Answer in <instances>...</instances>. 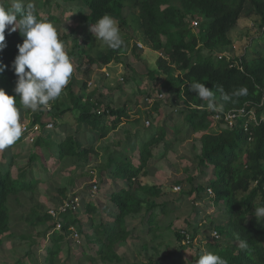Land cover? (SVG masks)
<instances>
[{
  "label": "trees",
  "instance_id": "obj_1",
  "mask_svg": "<svg viewBox=\"0 0 264 264\" xmlns=\"http://www.w3.org/2000/svg\"><path fill=\"white\" fill-rule=\"evenodd\" d=\"M61 2L78 4L79 11L76 16L85 22L83 25H78V31L87 26L90 28V25L95 24L103 15L121 19L126 2H131L138 8L142 31L152 49L160 53L156 69L150 70L149 74L152 78L164 75L161 86L175 98L171 99L172 105L175 104L171 107L172 110L177 107L179 100L183 99L186 103L180 111H184V120L190 131L200 132L199 144L194 146L198 148V153H193V156L197 159L198 175H203L205 180L202 181L195 175V177L187 176L179 182V185L188 183L187 191L181 192L179 198L182 199L185 195L193 196L192 219H189L186 227L178 230L170 221L163 225V214H167L172 208L177 209L178 204L173 197V199L169 198L170 192L164 194L162 183L153 182L150 185L140 183V177L151 174L149 167L152 164L155 149L158 143L164 142L163 129L150 126L149 120L148 126L143 124L145 128L140 131V135L135 134L134 139L126 138V142L121 144L119 150L109 149L104 155V160L99 166L100 173L112 182L119 181L120 186L119 189L112 190L110 193L108 198L110 204L103 209L105 213L95 203L85 204L81 194L72 193L70 196H64L67 200L77 196L82 209L85 204L88 226L92 228L91 233L82 226L83 219L79 218L80 209H67L65 212H60L58 216L60 228H56V216L49 214V208L58 210L54 206L63 203L62 198L57 196L50 199L53 205L49 208L41 210L40 204H35L29 207V211L23 212V220L29 228H38L41 225L45 227L35 234L40 237L38 240L46 236L49 239V243L44 247V262L60 264L58 257L62 252L65 254L64 259L70 260L75 248L81 244V241L78 242L71 235L73 227L78 232L79 239L80 234L81 240L83 237L84 247L86 248V244L92 252L91 254L83 250L85 261L91 264H97V262L122 264L123 255L118 252V248L126 245L131 237L127 218L143 213L148 221V225L144 228H147L148 233L152 235V248L157 251L158 246L163 245L160 231L169 230L178 243V247L186 244L183 241L187 239L193 241L199 234L200 240L206 238L214 242L209 245V252L218 254L227 261V264H264V220L257 221L253 214L255 208L264 206V119L262 120L264 100L262 105H258L264 93V54L252 59L245 56H231V59H227L226 56L221 57L220 54V57L218 56V52L225 50L231 43L228 32L237 24L247 2L259 16L260 29H262L264 0H61ZM0 4L11 5L10 0H0ZM36 13L39 19L45 18L38 11ZM199 17L203 22L199 23ZM192 20L198 21L196 27L198 36L192 31ZM23 40L24 37L19 30L12 33L5 30L6 47L0 51V64L6 67L3 74H0V88L9 95H15L17 76L12 62L18 54L17 45L22 44ZM88 41L89 47L84 49ZM94 41L95 37L92 33L83 39H74L75 43L69 53L79 62L76 70L85 74V78L78 80L77 85L80 88L77 91L74 90L76 77L72 76V80L63 90L64 98L60 97L61 99L58 98L51 103L50 108H41L31 114L29 121L31 124L38 123L40 129L30 136L33 137L31 145L34 151L29 154L27 161L29 165L18 167L16 176H13L11 169L16 162L17 154H12L8 160H5V154L1 151L0 246L6 235L9 232L13 233L11 231L12 203H19L20 196L23 194L28 198L27 202H31L33 196L30 194L35 195L36 189L45 183L42 176L34 175L32 172L33 163L39 159V156L43 155L46 160L54 159V163L59 165L60 170L65 167L62 164L68 162L69 165L66 166H70L71 171H74L80 169V162L88 164L90 156L96 158L97 149L103 148L98 146L96 149L93 145L86 147L82 141L71 134L59 141L56 140L57 134L45 128L43 120L45 115L50 116L56 124L57 119L65 113L73 112L77 126L89 133H95L97 140L105 139L109 132L119 127L124 118H129L131 109L128 99L118 104L108 94V90L96 93L97 76L92 82L90 88L92 91L88 87L90 92H85L87 81L92 78L93 64L101 67L112 60L122 62L123 55L126 53L125 46L118 50L107 47L94 49L92 48ZM203 48L206 49V54L203 53ZM84 57L87 58L85 65ZM235 60L238 65L230 66V63ZM97 72L100 81L110 78L102 71ZM128 75L123 73V80L117 81V86L123 84L125 79L128 82L130 79ZM195 82L205 83V86L214 92L216 101L222 105L223 111L240 107L244 102H248L249 107L252 105L258 114L259 122L251 127V133L244 130V120H238L232 129L226 126L221 131H216L210 117L215 111L207 109L206 103L189 90V84ZM241 87L247 88V95L233 96L229 101L222 100L221 88L225 94L231 95L234 90ZM144 95L152 97L149 91L144 92ZM17 106L20 107L18 97ZM153 109L158 113V104H154ZM149 111H146L145 116L151 117ZM175 111L178 112L176 109ZM24 118H27L26 115L21 114V119ZM221 123L223 124V120ZM24 136L25 133L13 146L21 140L29 142V137ZM208 168L212 171L207 179ZM99 181L100 178L93 180L92 185L96 186L95 189H98ZM208 188L214 194L209 197L211 203L214 205L222 203L223 207L220 209L225 216L223 222L213 223L212 220L207 221L199 216L202 208V192L206 193ZM67 189L68 187L61 186L57 190L62 195ZM163 196L166 197L163 198ZM97 213L101 216L98 221L95 218ZM202 227L206 229V232H203ZM29 228L28 231L19 235L22 240L30 241L28 245L26 244L28 247L24 254L26 257L30 253L37 255V249L34 248L36 239L33 238ZM213 230L220 234V238H213ZM222 240H225L227 244L223 245ZM240 241L247 242L246 250L240 249ZM187 244L190 245L192 242ZM198 251H200L199 248ZM164 255L166 260L152 258V256L133 264H196L192 260L183 261L182 254L175 248ZM200 255L201 253L197 252L196 257ZM33 263L39 264L34 259ZM83 263L85 262L76 260L73 264ZM17 264H23V262L18 260Z\"/></svg>",
  "mask_w": 264,
  "mask_h": 264
},
{
  "label": "rangeland",
  "instance_id": "obj_2",
  "mask_svg": "<svg viewBox=\"0 0 264 264\" xmlns=\"http://www.w3.org/2000/svg\"><path fill=\"white\" fill-rule=\"evenodd\" d=\"M12 2L13 0H10V3ZM23 2L25 6H27L28 3H33L35 5V10L44 15L45 18L43 19L51 22L56 28L60 27V30L65 33L70 31L67 36V40L60 39L64 43L67 51H71L72 49V42L70 38L77 36L82 39L84 38L85 28H83V34L77 35L78 25H83L85 23L83 20H80L78 16H76V13L79 11L77 6L78 4L64 3L61 2V0H23ZM139 16L138 8L133 3L126 2L122 9L121 19L116 18L121 29L122 38L125 41L124 46L126 47V53L123 55L122 62L112 60L108 63L107 66L111 70V77L109 79H101L100 81L96 64L91 66V81H94L96 76L98 77L96 93L101 90H108V94H110L114 102H117L118 104H121L128 99L129 107L131 109L129 111V118H124L119 127L109 132L105 139L97 140L95 133H89L77 126L73 112L65 113L57 119L56 124H54L55 121L51 119L50 116L45 115L43 117V120H50V122L54 124L52 129L49 131L57 134V137L55 138L56 140L59 141L66 135L71 134L82 141L86 147L93 145L95 148L98 146H102L103 148H96L98 150V155L96 156L92 154V156H96V158L90 156L91 159L88 164L80 162V169L74 171H71L70 166H66L69 165L68 162H64L62 165L65 167L60 170L59 165L54 163V159L49 158L46 160L42 155L39 156V159L35 160L32 166V172L34 175L42 176V178L45 179V183L41 184L40 187L36 189L35 195L30 194L33 196L31 202H27L28 198L25 194H23L20 196L19 203H12L11 231L14 234L9 232L6 235L7 237L4 239L3 244L0 246V264H17L18 260H21L23 264H34L33 259L36 263L47 264L44 262V247L49 243V239L46 236L44 239L38 240L40 237L35 235L40 231L39 229L43 230L45 227L41 225L38 228L36 227L37 229L32 227L29 228L22 217L24 215L23 212L29 211V207L35 204H40L39 208L43 210L45 208H49L50 205H53V203L50 202V199L57 196L62 198L64 203L67 200L64 199V196H70L72 193H76L82 195L85 204L87 202L95 203L101 211L107 208V204H110V201L108 200L110 193L112 190L119 189L120 186L118 183L105 178L103 174L100 173L99 166L102 164V160H104L105 157L104 155L109 151V149L119 150L121 148V144L126 142V138L130 137L131 139H134L135 134L137 136L140 135V131L145 128L143 127L145 119L150 120V126L152 125L154 128L163 129L164 142L158 143V146L155 149V155L152 160V164L149 167L151 174L144 177L142 176L143 178L140 180V183H144L146 185H150L152 182L162 183L164 194L166 192H170L171 196L167 195V197H173L174 199H172L178 204L177 209L173 210L172 208L167 214H163V225L168 224L170 221L173 223L174 228L180 230L185 228L187 222L192 219L193 203L191 202L193 196L191 197V195H185L182 199L179 198L181 192L184 193V191H187L188 183H181L180 189H177V187H179V182L187 178V176L195 177L196 175L200 180H205L203 175H198L197 159L193 156V153H198V148L194 146L199 144L200 132L193 133L190 131L189 126L186 125L184 120V111H180L186 106L183 99L179 100V105H176L178 112L174 110L175 108H173L175 112L171 109V107H174L175 105H172L173 102L171 99L175 98L172 93L169 94L161 86L164 75H159L155 78L150 76V70H155L157 67V59L159 58L160 53L152 49L151 44L147 41V38L140 26L141 20ZM50 17H52L51 20ZM55 18L57 20H55ZM198 21L199 23L203 22L200 17L198 18ZM192 28L193 33L198 36L197 28ZM87 34L90 35L91 33L87 30ZM228 36L230 37L231 43L225 50L218 52V56L219 54L226 56V58L227 56H245L248 59H252L264 54V25L262 26V29H260V18L249 2L245 4L237 24L228 32ZM138 41H142L144 43V49H136L135 44ZM89 44L90 42L88 41L87 48L89 47ZM92 48L105 49L106 46L102 45V42L95 40ZM202 51L206 54V49L203 48ZM71 59L74 65V72L72 76L76 77L74 90L77 91V89L80 88V86L77 85L78 80L85 78V74L82 71L76 70V66L79 65L78 60L76 58ZM84 60L85 65L87 58L84 57ZM104 67L106 66H102V68ZM121 71L125 74H129L128 78L130 79L128 82L125 79L123 84H118L119 86H117V81L121 82L122 79L120 76ZM175 72L178 73V71ZM71 80L72 79H70V81ZM89 81L90 79L88 82ZM88 84L91 83L89 82ZM90 86L87 87L91 88ZM88 90L89 89H85V92L87 91L86 93H88L92 91V89H90V91ZM147 91H149V94H152V98H156V96L159 95L158 93H161L163 97H158L160 98L159 100H156L153 103H148L145 100L146 95H144V92ZM60 97H65V91L62 92ZM154 104H158V113H156L153 109ZM232 109L233 108L228 109L225 113ZM146 111H149L151 117L145 116ZM20 112L22 116L26 115L27 118H25V121L31 118V114L33 113L31 110L23 109L22 107ZM107 121L108 120H106V122ZM212 124L216 131H221V129L224 128L221 122L212 120ZM156 131L161 132L160 130ZM32 151H34V148L31 145L30 139L29 142L21 140L16 146H11L10 148L2 151V153L5 154V160H8L12 154H17L16 162L11 169L13 176H16L18 167H27V165H29L27 161L29 154ZM168 155L169 158H167ZM211 171L212 170L210 168L207 169V179L210 177ZM99 178L100 181L98 189H96L95 193H92V182L95 179L99 180ZM102 181L104 182L102 183ZM166 184H169V186H166ZM61 186L68 187L65 194L62 195H60L57 190ZM205 194L206 193L202 192V208L199 211V216L207 221L208 219L212 220L213 223L223 222L225 220V216L220 209V207H223L222 203L219 202V204L216 205L212 204ZM164 197L166 196H163V198ZM204 202L208 203L206 204ZM61 204L59 206L57 204V207L54 206V208H59ZM85 204L83 209L82 206L79 205L75 210L80 209L79 218L83 219L82 226L88 233H91L92 228L88 226L89 221L87 220L88 216L85 213ZM104 211L103 213H105ZM95 218L97 221L101 218L99 213L95 215ZM58 219L59 218L57 217V221ZM127 224L128 228L131 230V237L128 239L126 245L118 248V252L123 255V260L125 262L122 264H133L137 261L146 260L152 256V258L156 257L158 259L166 260V258H164L166 257L164 254H167L169 250L174 248L175 250L178 249L179 253L182 254L183 261L187 262L192 260V262L196 263L199 258L196 257L197 252L202 254L209 252V245L214 244L212 240H206V238H204L200 242L194 241L190 245L186 243L182 245V247H178V243H176L172 233L169 230H163L160 231L162 235L160 239L162 240L163 245H159L157 251L152 248V235L148 233L147 228H144L145 225H148L146 215L140 213L138 215L128 217ZM28 228L37 243L35 244L34 242V248L37 249V255L35 256L30 253L27 256L29 258H27L24 254L28 248L26 247V244L28 245L30 241L27 239L22 240L19 236L28 231ZM202 229L204 230L203 232H206L205 228L202 227ZM196 236L199 237L200 235L197 234ZM80 241L81 244L75 248L70 260L64 259L65 254H62L63 252L60 254L58 257L60 264H73L76 260L85 262L83 264H91L89 261H85L83 250H87L91 254L92 252L86 244V248L84 247L83 237L81 240V234L78 242ZM222 241L223 245L227 244L225 240ZM198 248L201 249V251H198ZM97 264L100 263L97 262Z\"/></svg>",
  "mask_w": 264,
  "mask_h": 264
},
{
  "label": "clouds",
  "instance_id": "obj_3",
  "mask_svg": "<svg viewBox=\"0 0 264 264\" xmlns=\"http://www.w3.org/2000/svg\"><path fill=\"white\" fill-rule=\"evenodd\" d=\"M55 20L57 19L55 18ZM6 29L9 33L19 30L24 40L22 44L17 45L18 54L12 62V67L17 76L14 88L15 95H9L3 88H0V151L10 148L22 137L26 130L22 122L33 125L29 119L27 121H25V118L21 119L20 107L36 112L41 108H50L51 103L60 98L74 72L71 58H75L69 54L72 49L71 51H67L64 43L61 41L68 39L67 36L70 31L65 33L60 30V27L56 28L51 22L39 19L33 3H28L26 7L23 0H13L10 6L0 4V51L6 47ZM86 29L92 33L95 40L102 42V45L112 50H118L125 44L118 21L110 15L101 16L95 24L90 25V28L87 26L84 29V37L89 35ZM83 33V29L81 31L77 30V35ZM70 39L73 45L75 43L74 39L80 38L77 36ZM140 43L144 45L142 41ZM135 45L138 48L137 44ZM77 48L79 47L77 46ZM144 48L138 49L142 50ZM84 49H87V46H84ZM107 65L108 63L102 65L106 66L104 68L96 66L99 71L111 77V70ZM5 67V65L0 64V74H3ZM123 73V71L120 73L121 81L123 80ZM89 82L91 84H88ZM89 82L87 81V86L92 85L93 81L90 79ZM189 90L206 103L207 109L222 111V105L218 104L214 92L209 87H206L205 83H191L189 84ZM220 91L223 101H229L233 96L241 97L247 95V88L245 87L234 90L231 95L225 94L222 88ZM17 97L19 98L20 107L17 106ZM152 97L146 96V102L151 103L147 99ZM263 100L264 97H262V102ZM244 104L249 107L248 102H244L241 106ZM175 109L178 110V108ZM146 121L149 122V119L144 120L145 125L148 126L149 123L146 124ZM44 122L45 125L52 123L50 120H44ZM223 127L226 126L223 125ZM50 129L47 130L49 131ZM91 192H96V189H93V185ZM206 196H214L213 192H209V188L207 189ZM253 214L257 221L264 220V206L255 208ZM74 232L77 231L72 227V237L79 240L78 232V237L76 238L73 236ZM194 241L200 242L202 240L196 236L193 241L187 239L183 243H193ZM239 247L241 250H246L248 244L246 241H240ZM196 264H227V261L218 254L205 252L201 253Z\"/></svg>",
  "mask_w": 264,
  "mask_h": 264
},
{
  "label": "built area",
  "instance_id": "obj_4",
  "mask_svg": "<svg viewBox=\"0 0 264 264\" xmlns=\"http://www.w3.org/2000/svg\"><path fill=\"white\" fill-rule=\"evenodd\" d=\"M192 27H197L198 26V21L197 20H192L191 21ZM138 48H144V45L140 42L136 43ZM220 57V56H219ZM222 57V55H221ZM227 59H231V56H227ZM238 65L237 60L233 61L230 63V66ZM240 67V66H239ZM91 83V82H90ZM159 95L156 96V98H148L147 100L150 101L151 103L153 101L159 100L160 98L158 97H163L161 93H158ZM264 97V93H263ZM262 101L259 103V105H262ZM227 111V110H226ZM211 119L216 121V122H221L223 120V125L227 126L228 128L232 129L235 127V124L238 120H244L243 121V128L245 131L251 133V127L255 126L258 124L259 119L256 114V111L254 110L253 106L251 105L250 107H247L246 104H244L241 107L238 108H233L229 112L225 113V111H215L213 114H211ZM149 122L146 121V124ZM25 130V135L29 137V139L32 141L33 137H30L34 133L38 132L40 129V125L38 123H35L33 125H30L29 123L22 122ZM47 129H50L52 127V123H47L46 125ZM96 186L93 185V189H95ZM177 189H180V187H177ZM209 192L212 193L211 189H209ZM80 205L79 203V198L75 196L73 199L66 200L61 206L56 209H50L49 214H52L53 216H56V228H60V223L57 221V217L60 214V212H65L67 209H72L75 210L78 206ZM73 236L76 238L78 237L77 232L73 233ZM212 236L213 238H219L218 232L216 230L212 231Z\"/></svg>",
  "mask_w": 264,
  "mask_h": 264
},
{
  "label": "crops",
  "instance_id": "obj_5",
  "mask_svg": "<svg viewBox=\"0 0 264 264\" xmlns=\"http://www.w3.org/2000/svg\"><path fill=\"white\" fill-rule=\"evenodd\" d=\"M157 175H158V174H157ZM146 176H148V175H146ZM143 177H144V176H143ZM143 177H141L140 180H142ZM111 181H112V180H111ZM115 182L118 183V181H115ZM152 183H153V182H152ZM141 184H144V183H141ZM150 184H151V183H150ZM112 186H113V184H112ZM205 196H206V194H205ZM208 198H209V197H208Z\"/></svg>",
  "mask_w": 264,
  "mask_h": 264
}]
</instances>
